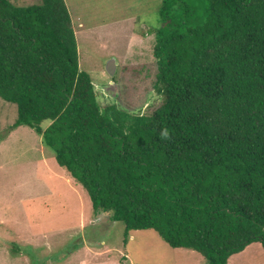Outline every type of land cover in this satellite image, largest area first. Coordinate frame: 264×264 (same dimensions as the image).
<instances>
[{
    "label": "trees",
    "instance_id": "obj_1",
    "mask_svg": "<svg viewBox=\"0 0 264 264\" xmlns=\"http://www.w3.org/2000/svg\"><path fill=\"white\" fill-rule=\"evenodd\" d=\"M159 12L151 114L101 105L65 0H0V97L125 243L155 230L228 264L264 249V0H161Z\"/></svg>",
    "mask_w": 264,
    "mask_h": 264
},
{
    "label": "rangeland",
    "instance_id": "obj_2",
    "mask_svg": "<svg viewBox=\"0 0 264 264\" xmlns=\"http://www.w3.org/2000/svg\"><path fill=\"white\" fill-rule=\"evenodd\" d=\"M65 1L80 69L93 79L101 105L151 114L162 101L153 53L161 0ZM17 118V106L0 97V264H209L196 251L172 248L155 230L131 232L125 243L124 224L96 216L89 193L41 135L14 127ZM228 264H264V249L254 243Z\"/></svg>",
    "mask_w": 264,
    "mask_h": 264
},
{
    "label": "water",
    "instance_id": "obj_3",
    "mask_svg": "<svg viewBox=\"0 0 264 264\" xmlns=\"http://www.w3.org/2000/svg\"><path fill=\"white\" fill-rule=\"evenodd\" d=\"M117 70V65H116V61L115 60H111L108 62L107 64V72L108 74L113 77L116 73Z\"/></svg>",
    "mask_w": 264,
    "mask_h": 264
}]
</instances>
